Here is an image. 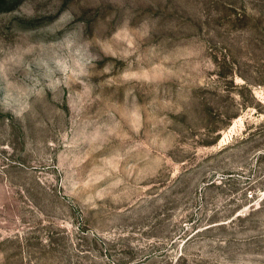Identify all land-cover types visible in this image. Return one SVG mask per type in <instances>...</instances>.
<instances>
[{
    "label": "rangeland",
    "instance_id": "374dc122",
    "mask_svg": "<svg viewBox=\"0 0 264 264\" xmlns=\"http://www.w3.org/2000/svg\"><path fill=\"white\" fill-rule=\"evenodd\" d=\"M0 264H264V0H0Z\"/></svg>",
    "mask_w": 264,
    "mask_h": 264
}]
</instances>
